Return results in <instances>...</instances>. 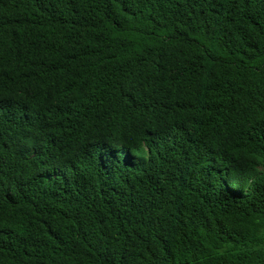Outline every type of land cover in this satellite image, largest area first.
I'll return each mask as SVG.
<instances>
[{
  "label": "trees",
  "instance_id": "16d2710c",
  "mask_svg": "<svg viewBox=\"0 0 264 264\" xmlns=\"http://www.w3.org/2000/svg\"><path fill=\"white\" fill-rule=\"evenodd\" d=\"M0 264H264V0H0Z\"/></svg>",
  "mask_w": 264,
  "mask_h": 264
}]
</instances>
